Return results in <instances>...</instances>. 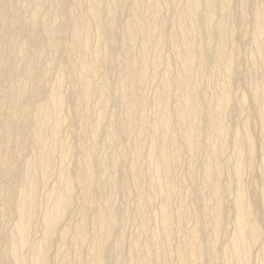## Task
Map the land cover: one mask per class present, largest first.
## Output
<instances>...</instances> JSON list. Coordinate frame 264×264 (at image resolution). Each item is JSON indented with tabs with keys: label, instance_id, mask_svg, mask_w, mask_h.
Returning a JSON list of instances; mask_svg holds the SVG:
<instances>
[{
	"label": "bare ground",
	"instance_id": "6f19581e",
	"mask_svg": "<svg viewBox=\"0 0 264 264\" xmlns=\"http://www.w3.org/2000/svg\"><path fill=\"white\" fill-rule=\"evenodd\" d=\"M5 219L0 264H264V0H0Z\"/></svg>",
	"mask_w": 264,
	"mask_h": 264
},
{
	"label": "rangeland",
	"instance_id": "374dc122",
	"mask_svg": "<svg viewBox=\"0 0 264 264\" xmlns=\"http://www.w3.org/2000/svg\"><path fill=\"white\" fill-rule=\"evenodd\" d=\"M64 55H65V54H64ZM48 58H49V57H48ZM48 58H47V59H48ZM47 59H46V60H47ZM49 59H50V58H49ZM49 59H48V60H49ZM46 60H45V64H46V66H48V74L50 75V73H53L52 71L54 70V68L52 67V64L50 63V61L47 60V62H46ZM49 68H50V69H49ZM49 72H50V73H49ZM49 75H48V77H47L48 80L46 81L47 84H49V77H50ZM51 75H52V74H51ZM67 85H68V86H67ZM64 87H67V88H64ZM69 88H70V85H69V84H66V85L63 86V89H64V90L66 89L65 91H68ZM67 89H68V90H67ZM30 122H31V121L28 120V124H29ZM66 124H67V122H64V123H63V126L66 125ZM28 126H29V125H28ZM65 128H66V127H65ZM28 142H29V141H28ZM28 148H29V147H27V146H26V147H25V146H22V147H20V148H16V149L14 150V154H13V155H15L14 158H15V159L17 158V159L21 160L22 158H24V157H26L27 155H29V153H30V152H29L30 149H28ZM23 154H24V155H23ZM58 162L60 163V160H58V157H57V158L54 159V163H55V164H56V163L59 164ZM57 164H56V165H57ZM195 166H199V163H195ZM196 168H197L198 171H197V173H196L197 176H195L194 179L191 178V179L188 180V178H183L184 175H182V173H184V170H185V167H184V166L181 167V168L179 169L178 174L176 175V179L178 178L177 180H179V182L182 183V186H183V187H181L182 189H180V190H181L182 194H183V191H185V192H184L185 195H183V196H185V197L187 198L186 200L189 199V196H190V193H189V192H191V194H192V192H193V185H194V184L196 183V181H198V179H199V167H196ZM180 175H181V176H180ZM177 176H178V177H177ZM244 177H245V176H244ZM196 178H197V179H196ZM190 180H191V181L194 180L195 183H194L193 181H192V182H193V183H192ZM245 180H246V181H245ZM248 180H249V176H246V177L244 178L245 183H247ZM184 182H185V183H184ZM190 182H191V184H190ZM13 185H14V186L11 185V187H14V189H15V187H16L15 185H16V184L14 183ZM191 185H192V186H191ZM187 187H188V188H187ZM188 191H189V192H188ZM187 195H188V196H187ZM228 197H229V199H228ZM173 198H174L175 200H174ZM230 198H231V193H229L228 196H227V199H228V200H230ZM228 200H227V201H228ZM156 201H157V200H156ZM188 202H189V201H188ZM129 203L131 204L132 202L129 200ZM173 203L176 204V198H175V197H172V198H171V205L175 206ZM77 206H78V204L73 203V204L69 207L70 215L72 214V215H71V218H73V219H74L75 216L78 214V211H77V210H78V207H77ZM73 209H74V210H73ZM71 211H72V212H71ZM73 211H74V212H73ZM76 217H77V216H76ZM188 217H190V215H188ZM8 220L10 221V219H7V220L5 219V220H3V221L0 222V225L2 224V226H0V233H1L2 230H3V232H4L3 234H5V232H6V230L4 229L5 227H6L7 230L9 229V226H10V225L7 226L6 224H8V223L10 224L11 221L8 222ZM5 221H6V222H5ZM132 221H133V220H130V217H127V219L125 218V220H124V232H125L126 237L128 238V241H127V238H126V243H129V242H131V241L134 239V235H135V232H136V231L134 232V230H137V229H136V226H134V225H136V224H135V223H132ZM4 222H5V223H4ZM90 222H91V225H92L93 222H92L91 220H90ZM89 224H90V223H89ZM125 224H126V225H125ZM5 225H6V226H5ZM134 227H135V228H134ZM4 230H5V231H4ZM58 232H59V231H56V233L54 234V239H55V241H56L57 239H58V240L60 239ZM126 233H127V234H126ZM128 233H129V234H128ZM130 234H131V235H130ZM55 235H57V236H55ZM5 236H6V235H5ZM55 237H56V238H55ZM132 237H133V239H132ZM226 237H228L227 234H224V235L220 238L221 243H220V241H219V243H218V245H217V248H216L217 252L219 251V252H218L219 255L221 256V254H222V256H221L222 258H223V255H224V254H223V253H224V250H225V248H226V247H225V246H226V242H227V238H226ZM63 238H64V239H62V241L64 242V245H65V246H67V244L69 245V243H68L69 240H70V236H69V234L63 236ZM224 238H225V239H224ZM62 241H61V242H58V243L55 242L54 246H52V248H51L50 251H49V255H48V258H47V261H46L45 264H61V263H60V259H61V257H62L61 255H62V253H63V254L65 253V250H64L65 248L63 247V243H62ZM175 241L177 242V240H176V239L173 240V244H174V245L176 244ZM222 241H224V242H222ZM57 244H58L59 246H61V247H59ZM222 244H223V245H222ZM224 244H225V246H224ZM55 246H56V247H55ZM219 246H220V247H219ZM223 246H224L225 248H224ZM54 247L57 248V249H55ZM53 248H54L55 251L53 250ZM59 248H61V249L59 250ZM82 248H83V249H84V248H85V249L89 248V241H88V240L85 241V242L82 244ZM53 251H54V252H53ZM72 251H73V250H71L70 253H69L67 264H71V263H72V264H76V263H77V262H76V261L78 260V258L76 257L77 255L74 253L75 251H73V252H72ZM220 251H222L223 253L220 252ZM53 254H54V255H53ZM74 254H75L76 256H75ZM254 254H255V255H254ZM6 255H7V254L4 255V263L6 262L5 264H8V263L10 264V263H11V261L9 262L10 258H8V256L6 257ZM51 255H52V256H51ZM50 256H51L52 258H51ZM71 256H72V257H71ZM254 256H256V257L254 258ZM55 257H56V258H55ZM6 258H7V260H6ZM50 258H51V259H50ZM173 259H174V258L171 259L170 264H173V263H174V262H173V261H174ZM254 259H255V261H257V255H256V253H255V249H254V252H253V261H254ZM71 261H72V262H71ZM126 263H127V264H131V262H130V261L127 262V260L124 261V264H126Z\"/></svg>",
	"mask_w": 264,
	"mask_h": 264
}]
</instances>
